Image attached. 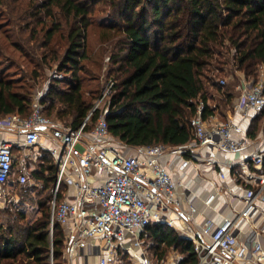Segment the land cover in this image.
Returning a JSON list of instances; mask_svg holds the SVG:
<instances>
[{"label": "trees", "instance_id": "trees-1", "mask_svg": "<svg viewBox=\"0 0 264 264\" xmlns=\"http://www.w3.org/2000/svg\"><path fill=\"white\" fill-rule=\"evenodd\" d=\"M0 6L44 49L40 64H47L49 56L57 61L61 76L52 78L41 98L42 114L73 129L100 96L99 87L84 90L82 74L91 19L105 9L109 22L103 28L117 35L108 56L106 73L113 87L106 121L111 138L125 149L191 142L197 104H203V118L228 108L240 77L255 82L264 63V0H0ZM230 73L232 81L220 86L219 78ZM17 79L0 70V119L29 115L33 86ZM97 116L98 111L87 131ZM56 177L53 159L40 152L30 171L33 186L18 188L20 205L33 206L35 216L10 204L0 208V264L64 263L62 226L51 224L50 203L60 201L65 190L61 185L54 194ZM145 229L153 253L174 249L183 255L178 264L198 263L192 243L175 231L161 224ZM117 262L132 264L120 249Z\"/></svg>", "mask_w": 264, "mask_h": 264}, {"label": "built area", "instance_id": "built-area-1", "mask_svg": "<svg viewBox=\"0 0 264 264\" xmlns=\"http://www.w3.org/2000/svg\"><path fill=\"white\" fill-rule=\"evenodd\" d=\"M263 67L264 63L258 68L261 74ZM218 84L224 86L225 80L219 79ZM112 87L113 82L109 81L76 129L43 116L40 94L30 103L27 117L11 114L0 119V132L10 133L9 138H0V200L9 193L11 185H32L30 171L40 152L45 151L57 168L54 194L61 185L65 187L63 198L60 201L54 198L50 203L51 224L56 221L62 227L69 226L70 233L75 235L63 251V258H71L77 249L87 243L94 245L100 238L106 254L98 264H117L116 247L129 252L133 264H154L142 250L139 235L151 224L172 226V221L166 218L169 205L179 207L176 183L161 165V158L170 150L178 153L183 169L195 158L190 152L195 145L235 152L245 143L233 139L232 131L237 128L231 123L213 114L203 118V104L199 102L196 114L190 119L191 142L174 148L157 144L144 147L140 154L127 153L108 132L107 102L100 108ZM236 88L240 94L234 108L243 117L250 110L264 111L263 78L258 77L253 83L242 79ZM97 111L96 121L87 131ZM16 150L19 159L15 158ZM187 154L191 158H186ZM247 159L261 165L264 149L252 151ZM15 163L19 174L12 179ZM258 180L260 186L256 190L247 189V204L235 217L225 218L219 224L205 219L198 229L185 234L184 238L193 245L197 264H240L235 225L239 218L248 217L255 201L264 203V175ZM212 199L210 196L206 204ZM187 206L190 217L195 209L190 202ZM128 236L132 239L130 245L124 243ZM251 254L258 264H264V248L258 241L254 242Z\"/></svg>", "mask_w": 264, "mask_h": 264}, {"label": "crops", "instance_id": "crops-1", "mask_svg": "<svg viewBox=\"0 0 264 264\" xmlns=\"http://www.w3.org/2000/svg\"><path fill=\"white\" fill-rule=\"evenodd\" d=\"M258 77L264 79L263 74L258 69ZM241 82V78H240ZM237 87V86H236ZM235 97L232 104L225 109L214 112L219 120L229 122L237 129H233L232 137L235 140L244 141L242 149L235 152L218 151L212 146L192 147L190 152L195 154V158L185 167L180 168L181 156L172 153L170 150L161 158V165L170 173L176 183L175 193L179 202V207L169 205L170 212L166 218L172 221V226L161 224L175 231L184 238L190 230L198 229L205 219H211L216 224L225 218L235 217L247 204V189L256 190L260 186L259 176L264 175V162L255 165L248 161L247 157L252 151L264 149V111L256 112L250 110L248 115L243 117L235 108L234 104L240 94V90L235 88ZM214 105V104H211ZM10 133L0 132V138H9ZM144 147L124 150L130 154H140ZM186 158H191L186 155ZM215 160L213 163L209 160ZM17 172V173H16ZM13 169L12 177L19 174V170ZM213 196V199L206 204V200ZM187 202H190L195 211L191 214ZM264 203L255 201L248 217L239 218L235 225V236L237 249L240 254V264H258L251 254L253 244L258 241L264 248ZM152 225V224H151ZM64 235V250L75 235L70 233V227H62ZM145 229L139 238L142 241V250L154 264H178L183 255L169 249L165 254L159 256L149 250V240ZM185 239V238H184ZM132 242L128 236L124 243ZM94 245L85 244L76 250L71 258H63V264H98L99 260L106 254L103 242L97 238ZM117 249L122 250L120 247ZM128 254L129 252L122 250ZM117 257V256H116ZM131 261V259H130ZM133 264V262L131 261Z\"/></svg>", "mask_w": 264, "mask_h": 264}, {"label": "rangeland", "instance_id": "rangeland-1", "mask_svg": "<svg viewBox=\"0 0 264 264\" xmlns=\"http://www.w3.org/2000/svg\"><path fill=\"white\" fill-rule=\"evenodd\" d=\"M9 17H11V15L6 12L4 7L0 6V70L6 78H8V76L19 78L17 80H23L24 83H27L29 88L33 86L31 92V102H33L35 97L39 94L40 98H42L47 91L52 78L56 76L59 77L61 74L58 73L57 61H53L52 56L48 57L49 62L47 64H40V57L42 53H44V49L40 47L37 41L31 39L28 31L29 29L25 27L22 29L21 25L17 24L12 18ZM91 21L92 26L88 30V60L83 63L86 65L87 69V72L82 74L83 78H85L83 87L86 91L94 90L99 87L100 95L102 91H105L108 82L112 80L107 77L106 72L109 68V51L111 49L112 43L117 39V35H114L112 32L107 33L103 28V26L109 22V19L106 18L105 9L98 10L92 17ZM39 28H41V26L37 27V29ZM62 29L65 30L64 25L62 26ZM64 30H62V32H64ZM40 37L41 36L39 35V38ZM17 44L21 46L24 45L22 51L17 49ZM64 48L65 45L63 42V44L59 46V49L57 50L58 56H60ZM38 63L40 66H38ZM228 69L229 68L227 67V70ZM34 72H36L35 74H38V80L35 81L30 79L31 73ZM232 72L234 71L232 70ZM234 74H236V72H234ZM238 75L240 77V74ZM240 78L241 80L243 79L242 76ZM219 79H224L225 84H228L232 81V74L230 73L228 76L226 75L220 77ZM85 96L87 95L85 94ZM214 96L219 98L216 94ZM108 97L105 98L103 103L100 104V108H103V104L107 102ZM97 100L94 102V104L97 102ZM208 103L215 104V101H210ZM28 111H30L29 108ZM52 117L53 118L50 119L55 121L57 120L55 119V116ZM33 153L34 151L32 150L31 154ZM15 158H20L18 150L15 151ZM15 178L12 177V179ZM25 186L30 187L33 185L26 184L23 187ZM20 187L22 186L11 185L8 188L9 193L0 200V208L10 204L13 205V207H19L20 209L26 211V213L29 214L28 216H35V212L33 213V206L29 204L20 205L22 203L18 192V188Z\"/></svg>", "mask_w": 264, "mask_h": 264}]
</instances>
